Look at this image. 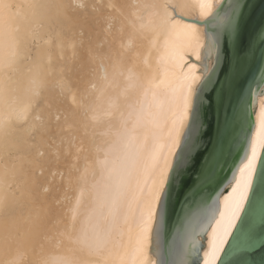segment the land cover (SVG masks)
I'll return each instance as SVG.
<instances>
[{
    "label": "bare ground",
    "instance_id": "1",
    "mask_svg": "<svg viewBox=\"0 0 264 264\" xmlns=\"http://www.w3.org/2000/svg\"><path fill=\"white\" fill-rule=\"evenodd\" d=\"M210 2L214 11L222 0ZM172 4L178 6L176 15ZM200 4L0 0V264L156 262L147 245L143 255L138 251L135 227L130 232L123 222L127 209L105 245H95L91 229L104 184H115L130 171L140 198L137 181L146 193L152 165L158 160L162 167L168 156V130L173 121L179 127L181 85L189 65L196 64L192 71L204 75L189 58L197 61V52L202 54L204 26L177 15L203 21L206 10ZM168 13L179 21L171 32L155 26ZM161 102L167 127L145 138L152 127L149 114L158 113ZM251 107L249 142H258L264 138V84ZM141 110V125L129 146ZM260 150L257 143L258 155ZM233 187L229 181L218 197L219 210L203 234L200 264L205 254L209 264L217 261L212 246L234 211ZM197 239L202 241L200 235Z\"/></svg>",
    "mask_w": 264,
    "mask_h": 264
},
{
    "label": "snow or ice",
    "instance_id": "2",
    "mask_svg": "<svg viewBox=\"0 0 264 264\" xmlns=\"http://www.w3.org/2000/svg\"><path fill=\"white\" fill-rule=\"evenodd\" d=\"M80 7L83 8L84 5L80 4ZM170 7L172 13L178 12L177 5L172 4ZM200 7L206 10L203 12L206 17H211L208 24L214 25L211 43L206 46L208 57L214 56L215 62L211 68L207 63L203 64L202 78L192 71L196 69V64L189 65V74L181 85L179 127L173 121L172 128L168 130L172 139L171 147L168 156L163 157L162 167L158 160L152 165L153 180L150 187L146 186L148 191L145 193L137 181L136 190H139L140 198L135 196L130 171L122 174L117 183L102 186L97 195L96 219L91 229L92 240L97 247L108 243L119 229L121 210L127 209L123 222L130 232L132 226L135 227V240L141 255L145 245L149 249L155 245L157 249L166 250L164 259L156 262L140 260L138 264H175L167 257L171 256L175 238L180 234L182 225L206 202L203 190L215 182L226 157L244 144L246 154L234 169L238 175L231 178L234 181L232 192L236 195L235 208L224 226L223 236L218 244L214 243L212 246V255L219 260L217 253L223 252L224 245L229 243L228 238L233 237L235 243L231 246L229 255L239 252L244 257L233 264H264V218L257 225L251 211L255 205L253 177L257 174L258 162L261 164L258 188L264 193V160L257 154V143L264 154V138L258 142L246 141L242 119L247 106L243 84L257 61L264 70V0H231L223 14L212 11L210 0H201ZM172 13L166 14L159 25L155 26L169 32L175 30L179 21ZM152 24L149 21V25ZM149 25L142 24L141 27ZM192 39L198 42L195 32ZM195 59L201 60L199 52ZM33 84L39 87L36 82ZM147 91L145 89L146 93ZM251 92L249 87L248 93ZM33 94L38 96L39 92L35 91ZM153 96L155 97V92ZM163 107L161 102L160 111L149 114L152 116V127L145 130V138L149 131L154 134L161 126L167 127ZM142 117L141 110L133 123L129 146L135 141L134 133L141 125ZM169 156L173 159L169 160ZM250 192L253 193L251 200ZM176 197H179L181 206L178 209L176 231L172 232L168 230L167 221L170 206ZM246 202L249 203L247 212ZM241 213L245 214L241 216ZM233 230H237L235 234ZM241 246L244 249L242 252ZM256 251L262 253L258 262L248 258ZM199 253L200 249L194 248L190 258L181 264H198ZM203 264H209L207 254L203 258Z\"/></svg>",
    "mask_w": 264,
    "mask_h": 264
},
{
    "label": "water",
    "instance_id": "3",
    "mask_svg": "<svg viewBox=\"0 0 264 264\" xmlns=\"http://www.w3.org/2000/svg\"><path fill=\"white\" fill-rule=\"evenodd\" d=\"M231 0H222V2L218 5V7L213 12H220L223 14L227 11V4L230 3ZM223 5V8L221 7ZM176 15V13H175ZM178 17H182L177 15ZM259 18V10L257 11V19ZM182 19L187 21H192L197 24H202L204 26V32H205V47L203 48L202 54H201V60L195 61L191 56H189L191 61H194L201 65L203 67V64H208V48L207 44L211 43L212 40V32L214 25L210 26L208 24V20L211 19V17L205 18L203 21H198L196 19H188L182 17ZM215 62V57L213 58V63ZM213 65V64H212ZM198 72H203L201 68L197 70ZM262 77H264V70L261 69L259 61H257L251 68V71L248 73L247 80L243 84L244 92L247 95V106L246 110L244 111L242 115L244 129H245V138L246 141L249 142L251 132L253 129V111H252V101L253 104L256 101V94L258 89L261 88V86L264 84L262 83ZM251 87L252 92L249 94L248 89ZM245 146L244 144H241L232 154L226 157L222 169L217 174V178L214 183L209 185L205 190H203V195L205 197V203L195 211V213L191 216V218L182 225L180 234L176 236L172 250H171V256L167 257L168 259L175 262V264H181L182 261L187 260L190 258V254L195 249H200L203 246V234L206 232L208 226L213 221V219L216 217V212L219 210V203H218V197L221 193V191L225 188V185L233 180L231 179L233 175H235L234 169L237 165L238 161L242 160V157L245 155ZM259 155H261V159L264 160V154H262L261 150L259 152ZM261 164L257 163V174L253 177V188L255 190V205L252 207V217L257 225L260 224L261 219L264 218V193H261V191L258 188L259 184V170H260ZM200 193L197 194L199 196ZM253 193H249L250 200L252 198ZM181 206V202L179 197L174 198L170 209H169V216L167 221V227L169 231L175 232L177 221H178V209ZM249 210V203H245V212ZM245 213H241V216H243ZM237 226L239 228V221L237 222ZM234 234L237 230H233ZM197 235H200L202 237V241H199L197 239ZM229 243L224 245V251L220 252L219 254V260L216 261L215 264H233V262L244 258L241 256V254L238 252L233 255H229V251L231 249V246L235 243L233 237H229ZM243 244V242H242ZM243 247L241 246V252L243 251ZM150 251L156 256V261L160 259L165 258V249H157L155 245H153L150 249ZM262 253L261 251H256L253 253L250 257V259H255L257 262L259 261ZM201 256L199 253V261L201 260ZM198 261V264H200Z\"/></svg>",
    "mask_w": 264,
    "mask_h": 264
}]
</instances>
